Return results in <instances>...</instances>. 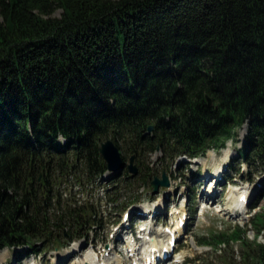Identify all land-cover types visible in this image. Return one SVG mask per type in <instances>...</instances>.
<instances>
[{
	"label": "trees",
	"instance_id": "trees-1",
	"mask_svg": "<svg viewBox=\"0 0 264 264\" xmlns=\"http://www.w3.org/2000/svg\"><path fill=\"white\" fill-rule=\"evenodd\" d=\"M244 125L264 163V0H0V250L79 238L90 215L54 178L97 184L105 139L198 156ZM213 239L264 264L258 239Z\"/></svg>",
	"mask_w": 264,
	"mask_h": 264
},
{
	"label": "rangeland",
	"instance_id": "rangeland-1",
	"mask_svg": "<svg viewBox=\"0 0 264 264\" xmlns=\"http://www.w3.org/2000/svg\"><path fill=\"white\" fill-rule=\"evenodd\" d=\"M60 14L61 10H58L54 15ZM246 133L247 126L244 125L234 141L227 140L224 147L209 149L204 155L198 156L173 152L170 154L164 147L152 150L148 146L140 153H135L126 144L120 149L127 164L130 157L135 155L133 164L137 167L138 174L134 177L127 166L117 173L106 171L97 184H82L76 178H71L59 188L55 177V195L59 198V191L62 193L57 200L65 208V203L82 207V218L90 215L88 222L80 230L81 235L71 240V228L46 227L48 238L36 242L38 252L33 253L29 246L6 247L0 250V264H77L78 257L81 258L85 253L92 254L96 248L98 253L108 255V251H105L107 247L114 257L119 256L127 261L126 264H131L126 260L129 256L126 244L114 240L118 228L129 212L138 210L136 212L142 213L148 207L166 200L164 215L159 221L151 223L155 231L167 228L174 234L178 232L175 230L176 219L181 217L185 222V229L177 237L174 247H169L167 264H177L174 263L175 259L179 260L178 264H245L241 242L231 241L226 247L213 237L238 232L245 239H258L259 243L264 244V222H260L264 221V163L250 157L252 149L249 150L247 159L240 154L246 143ZM226 151L228 157L225 158L226 161H222ZM224 168L221 183L216 187L215 199L210 201L200 198L204 191H214L212 176L217 177L215 172H222ZM76 173L78 176L82 174L78 170ZM164 175L169 180V187L159 186L158 192L154 193L152 182L156 178L162 180ZM243 193L253 196L246 211L243 209L244 204L240 203L243 199L237 196ZM205 197L210 198L208 194ZM238 199L240 202L236 201ZM251 205L254 208H250ZM225 208H230L231 212H227ZM49 213L52 215L53 210ZM141 219L140 215L132 216L130 225H133L136 238L145 235L146 231L142 228L150 223L140 222ZM255 221L260 223L255 226ZM149 240L141 239L136 254L138 257L149 249ZM158 242L161 246L163 244L168 247V237L158 239ZM79 245L82 246L81 251L69 255L72 248ZM163 251L158 253L159 257L165 256Z\"/></svg>",
	"mask_w": 264,
	"mask_h": 264
},
{
	"label": "bare ground",
	"instance_id": "bare-ground-1",
	"mask_svg": "<svg viewBox=\"0 0 264 264\" xmlns=\"http://www.w3.org/2000/svg\"><path fill=\"white\" fill-rule=\"evenodd\" d=\"M207 101V100H206ZM154 126V125H153ZM212 154V153H211ZM228 157V152L226 151L222 161H226L225 158ZM225 172V170L223 169V171L221 172V170H218L217 172H215L217 174V177H213L212 176V180H214V183L212 184L214 187V191L211 193H207L206 191H204L201 195L200 198L205 199V200H214L216 196V187L219 183H221V178L223 177V173ZM206 176H204L205 178ZM104 182V181H103ZM205 194L210 197H205ZM239 196V199L241 198H245L246 196V200H252L253 196L252 195H246V193H243L241 195H237ZM236 200V201H239ZM240 202V201H239ZM242 204H244L243 209L246 210L248 206H246V201H242L240 202ZM165 204H167V200L166 201H161L159 204L154 205L151 208H147L145 210L142 211V213L139 214V212H136L138 210H136L135 212H129L130 214L128 215V218L122 223V226L118 228L116 235H115V241H121L122 243L126 244V252L127 255L129 254V256H127L126 260H128L129 262H131V264L136 263V262H140L142 264H146L149 260L154 263V264H167V260L164 259V257L158 255L159 252H161L162 250H169L170 247V243H171V239L172 236H167V234L165 233V229H160V230H156L153 228L152 224L155 221H159L161 216L164 215V211L165 208ZM226 211H230V208H225ZM176 211H174L175 213ZM239 211L237 213V215H239ZM133 214L136 215H140L142 217L140 222H147L149 224H147L146 228L143 229V231H146L144 236H138V238H136V233L135 231H133V225L132 224V216ZM233 215V214H232ZM182 218L178 217L175 221L176 223V228L175 230L181 229L182 227ZM149 228V230H148ZM129 235L126 237V235ZM181 234V232L177 233V237H179ZM123 237H126V239H124ZM165 237H168V243L167 242H162V243H167L168 247H166V245L161 246V243L158 242V239H164ZM141 239H150L148 241L149 243V249L145 250L144 253H142V256H137V252L139 251V247L138 244L141 243ZM133 241V242H132ZM161 246V247H160ZM81 245L79 246H74L71 250V252L69 253V255L71 254H76L77 252L79 253V251H81ZM123 249V248H122ZM98 248L94 249V253L92 254H84V256L82 255V257H78L76 263L77 264H126L127 261H124V259H121L119 256L114 257L113 253H111V249H109V247H107L105 249V251H108V255L100 252L98 253ZM102 253V254H101ZM117 262V263H116ZM174 263H179V260L175 259ZM61 264V263H58Z\"/></svg>",
	"mask_w": 264,
	"mask_h": 264
},
{
	"label": "water",
	"instance_id": "water-1",
	"mask_svg": "<svg viewBox=\"0 0 264 264\" xmlns=\"http://www.w3.org/2000/svg\"><path fill=\"white\" fill-rule=\"evenodd\" d=\"M212 99L208 97L209 104L212 105L213 101H211ZM154 129L153 125H150L148 127V133H151ZM99 152L101 154V156L103 157L106 165H107V169L108 172L111 173H117L120 172L121 170H123L126 166L128 168L129 173L131 174V176H135L138 174V169L137 167L133 164L134 160H135V155H133L132 157H130L129 159V164H127L122 156V151L120 149V147L115 143V141H113V139L108 138V140L106 139L105 141H102L99 147ZM152 187H153V192L157 193L158 192V188L159 186L161 187H169V180L166 177V175L163 176L162 180L159 179H155L152 182Z\"/></svg>",
	"mask_w": 264,
	"mask_h": 264
}]
</instances>
